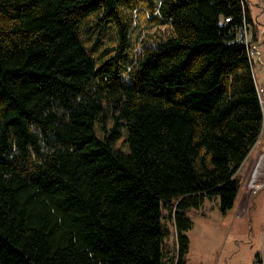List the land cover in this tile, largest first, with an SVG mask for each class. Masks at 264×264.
Instances as JSON below:
<instances>
[{"label":"trees","instance_id":"1","mask_svg":"<svg viewBox=\"0 0 264 264\" xmlns=\"http://www.w3.org/2000/svg\"><path fill=\"white\" fill-rule=\"evenodd\" d=\"M250 25L264 48L246 0H0V264H186L263 131Z\"/></svg>","mask_w":264,"mask_h":264},{"label":"rangeland","instance_id":"2","mask_svg":"<svg viewBox=\"0 0 264 264\" xmlns=\"http://www.w3.org/2000/svg\"><path fill=\"white\" fill-rule=\"evenodd\" d=\"M246 2L259 29L257 37H260V41L264 40V0ZM250 28H254V25H250ZM257 42L262 52L260 62L264 63V48L259 40ZM142 49L141 46L139 51ZM257 73L258 84L264 85V67H259ZM252 155L253 158L239 169L242 189L235 211L223 214L219 201L214 199L206 201L200 210L188 211L192 228L187 233L189 251L186 264H260L257 262L259 253L261 264H264V188L255 191L256 185L264 183V157L261 167L253 170L259 157L264 155V125ZM164 215L168 232L165 248L172 257L176 254V231L168 212H164Z\"/></svg>","mask_w":264,"mask_h":264},{"label":"built area","instance_id":"3","mask_svg":"<svg viewBox=\"0 0 264 264\" xmlns=\"http://www.w3.org/2000/svg\"><path fill=\"white\" fill-rule=\"evenodd\" d=\"M252 35H253V28L247 27L240 34L239 40L244 41L247 44H250V52H251L252 59L255 58L258 62H260L261 58H262V52L259 50L258 42H254L252 40ZM263 36H264V34H263ZM258 91H259V95L261 98V104H262V107L264 110V88L259 87ZM263 188H264V183L258 184V185H256L255 191H258V190L263 189Z\"/></svg>","mask_w":264,"mask_h":264},{"label":"crops","instance_id":"4","mask_svg":"<svg viewBox=\"0 0 264 264\" xmlns=\"http://www.w3.org/2000/svg\"><path fill=\"white\" fill-rule=\"evenodd\" d=\"M253 62H254V72H255V75H256L257 82H260V81H258L259 75H258V73H257V70H258L259 67H261V66L264 67V63L258 62L255 58H253ZM258 85H259V87L264 88V85H263V84L260 85V83H259ZM255 148H256V146L253 148L251 154L249 155V157L247 158V160H246L245 162L248 163V162H249L248 159L250 160V158H253L252 153H253V151H254ZM261 149H262V148H261ZM263 157H264V156L259 157V159H258L257 163L255 164L253 170H256L259 166L261 167L262 162H263ZM261 161H262V162H261ZM245 201H246V197H245L244 200H243V204L245 203Z\"/></svg>","mask_w":264,"mask_h":264},{"label":"water","instance_id":"5","mask_svg":"<svg viewBox=\"0 0 264 264\" xmlns=\"http://www.w3.org/2000/svg\"><path fill=\"white\" fill-rule=\"evenodd\" d=\"M259 140H260V139H259ZM259 140H258V142H259ZM258 142H257V143H258Z\"/></svg>","mask_w":264,"mask_h":264},{"label":"bare ground","instance_id":"6","mask_svg":"<svg viewBox=\"0 0 264 264\" xmlns=\"http://www.w3.org/2000/svg\"><path fill=\"white\" fill-rule=\"evenodd\" d=\"M255 189H256V187H255Z\"/></svg>","mask_w":264,"mask_h":264}]
</instances>
